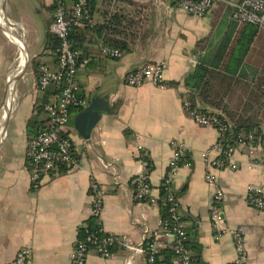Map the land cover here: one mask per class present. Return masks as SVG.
<instances>
[{
	"label": "crops",
	"instance_id": "obj_1",
	"mask_svg": "<svg viewBox=\"0 0 264 264\" xmlns=\"http://www.w3.org/2000/svg\"><path fill=\"white\" fill-rule=\"evenodd\" d=\"M49 1L45 0V5L52 7ZM228 1L237 0H221L201 17L174 11L171 3L159 0H95L92 22L96 26L115 14L135 19L134 32L124 36L130 40L131 50L112 58L98 52L100 43L91 40L87 45L96 52L90 54L98 58L80 67L76 79L87 106L95 103L105 111L100 112L89 140L75 125L77 115L87 106L71 113V135L81 155L79 167L47 177L39 188H33L26 149L27 121L34 105L28 115L22 112L18 116L22 126L14 142L7 138L10 120L7 130L4 127L0 136V264H9L24 246L33 250L29 264H72L71 251L91 218L93 183L104 192L100 220L105 231L143 246L153 238L157 252L171 249L174 238L162 230L160 203L135 199L132 181L146 171L153 194L159 198L173 142H183L187 147L174 191L186 228H195L202 261L235 264L237 251L232 231H239L249 253V264H264V209L247 202L249 186L264 189V151L257 148L250 154L247 148L238 146L234 154L238 168L217 170L225 194L221 204L223 221L215 227L211 218L213 188L205 178L207 160L203 152L213 149L211 157L219 155V132L199 125L184 107V101L189 100L184 78L201 61L209 62L213 49L221 48L224 42L229 50L238 38L253 36L245 59V75L255 83L264 82V29L254 31L232 22L234 8ZM44 18L45 39L46 15ZM86 34L90 39L97 37L93 31ZM44 39L40 62L54 67L50 56L40 55ZM2 40L0 34V76L8 67L7 47ZM36 51L34 48V54ZM157 61L166 64V87L150 82L138 87L125 84L124 78L133 67ZM215 84L220 88L219 83ZM199 106L217 110L206 107L203 101ZM112 251L108 257L91 252L87 264H126L130 252L125 247L119 245ZM147 258V251L134 253L132 264H145ZM171 264L179 263L173 257Z\"/></svg>",
	"mask_w": 264,
	"mask_h": 264
},
{
	"label": "built area",
	"instance_id": "obj_2",
	"mask_svg": "<svg viewBox=\"0 0 264 264\" xmlns=\"http://www.w3.org/2000/svg\"><path fill=\"white\" fill-rule=\"evenodd\" d=\"M163 3H171L174 11H183L193 16H205L221 0H159ZM90 0H50L49 4L54 9V19L51 23V31L60 39L58 48V62L55 69L46 64L40 65V76L38 87L45 89L52 83L60 85V91L53 100L46 104L45 111L48 114L46 127L41 130L28 144L26 157L28 159V169L30 183L33 188H39L47 177L63 171H71L81 164L79 149L71 135V113L74 109L87 106V99L81 94V88L77 82L76 75L80 67L87 65L98 57L96 55L82 56L80 50L73 47L71 34L78 27L82 19L88 16ZM233 6V17L240 22H246L264 29V0H237L228 1ZM101 55L120 58L123 53L118 48L104 46ZM166 64L163 61L148 62L140 66L133 67L126 74L124 82L128 86L138 87L150 82L158 87H166L164 73ZM184 107L190 116L202 126H211L218 130L219 135L227 128L222 123V112L216 114H204L197 109L190 107L189 100L184 101ZM255 133L247 135L240 134L238 138L239 146H244L250 152H255L257 148L264 151V138L257 144L254 143ZM173 154L169 160L166 173L162 182L163 189L167 192L168 211L172 222L162 220V230L171 234L174 238L172 248L176 253V260L179 264H196L193 250L187 246L188 233L185 221L180 210V203L174 191L175 178L181 167L186 153V144L183 142H173ZM237 147L222 150L217 157H211L213 149L203 152V157L207 160L205 178L207 183L213 188L212 213L213 225L218 227L223 221L221 204L224 199V190L219 184L217 170L238 168V163L234 159ZM134 198L140 202L159 203V198L153 194L146 171L138 174L133 179ZM93 193V203L90 209V216L100 220L104 209V192L97 183L91 185ZM247 202L257 209H264V189L261 186L251 185L247 191ZM147 230L145 235L148 234ZM158 233L155 231L154 234ZM236 245L235 264H249V253L246 248L243 234L239 231H232ZM151 237V236H149ZM153 237V236H152ZM123 246L130 255L126 264H132L134 253L148 251L149 255L145 264H155V254L157 250L154 246L153 238L146 240L143 244H132L127 242L120 235L110 233L100 226L98 231H93L89 223L83 227V235L77 240L71 251L72 264H87L88 255L95 252L98 255L108 257L112 255V250L116 246ZM146 245L148 247H146ZM33 255L30 246L22 247L16 257L9 264H29Z\"/></svg>",
	"mask_w": 264,
	"mask_h": 264
},
{
	"label": "trees",
	"instance_id": "obj_3",
	"mask_svg": "<svg viewBox=\"0 0 264 264\" xmlns=\"http://www.w3.org/2000/svg\"><path fill=\"white\" fill-rule=\"evenodd\" d=\"M95 3V0H90L88 16L83 18L81 24L73 30L71 34L73 47L80 50L83 57L90 55V53L96 54V52L90 51L87 46L91 40H93V43L94 41L100 43V46L97 48L100 53L104 46L118 48L123 55L129 52L131 50L130 40L126 37L134 32L136 26L135 19H126L121 15L115 14L112 16V19L108 20L105 24L96 26L92 22ZM38 4L39 13L48 12V15L46 13L47 27L45 31L44 48L40 55L50 56L55 66H50L48 62H38L36 64L34 72L37 79V87L40 76V65L46 64L52 69L55 68L58 62V48L60 45L59 37L50 29L54 19L53 7H47L45 5V0H38ZM232 22L245 25L246 27L248 26L250 30L257 31L258 29L257 26L246 22H240L234 17ZM87 31L95 32L97 37L95 39L88 38L86 34ZM122 33L125 35H121ZM252 39L253 36L250 39L238 38L235 47H231L229 50H227L225 42L221 48L216 46L213 49V58L209 62L206 60L201 61V63L196 66L195 70L184 78V84L188 90V99L192 109H197L198 112L209 115L216 114L219 111L222 112V123L227 128L218 138V144L222 146V150L239 146L238 138L240 134L247 135L254 132L256 137L254 140L255 144L260 142V139L264 138V125L262 124V117H264V82L255 83L254 79L245 75V59ZM214 80H217L215 83H219L220 88H216L217 86L213 82ZM37 89L38 96L35 99L33 111L27 121V147L30 141L46 127L48 114L45 111V106L53 100L54 95L59 93L61 88L58 83H52L45 89ZM202 101L205 103L206 107L209 105L217 108V110H209L208 108L200 107L199 104ZM79 109L81 110L82 108ZM26 161L28 166L27 157ZM133 187H135V185H133ZM166 198L167 192L161 185L160 197L158 200L161 205L162 220L171 223L172 219L168 211L169 204ZM183 219H185L184 216ZM88 223L93 231H98L100 226H102L101 220H98V218L94 216L89 219ZM186 230L188 233L186 243L187 246L193 250L195 263L205 264L200 255L202 247L197 240L195 228L189 227L186 228ZM146 247L148 246L146 245ZM160 256H163V258L160 259ZM175 256L176 253L173 248L156 252L155 264H171Z\"/></svg>",
	"mask_w": 264,
	"mask_h": 264
},
{
	"label": "rangeland",
	"instance_id": "obj_4",
	"mask_svg": "<svg viewBox=\"0 0 264 264\" xmlns=\"http://www.w3.org/2000/svg\"><path fill=\"white\" fill-rule=\"evenodd\" d=\"M38 0H7L5 5L6 16L10 18V23L16 22L23 26L25 43L29 51V57L27 59V52L24 55L23 66L24 69L28 64V68L25 74L20 79L25 80L22 85H18L19 95L12 100L13 107L10 112V124L8 127L7 138L9 141H15L17 134L19 133L22 122L18 116L23 112V115H28L34 105V101L38 96L37 79L35 76V66L38 62L42 61L39 53L42 50L44 39V23L46 14H41L38 11ZM48 15V12H46ZM12 28V26H10ZM0 34L2 41L6 44V61L8 67L4 73L0 76V110L4 103V97L8 87L12 84L14 77V69L12 62L15 58V48L9 42L8 30L5 24L0 20ZM6 35V36H5ZM23 38V40H24ZM34 48H36V54H34ZM35 58L34 65L33 59ZM23 69V70H24ZM19 81V83H20ZM18 99V100H17ZM17 100V101H16ZM10 108V107H9ZM3 132V131H2ZM220 136V135H219ZM244 147V146H242ZM246 149V147H244ZM253 154L254 152L248 151ZM235 159V158H234Z\"/></svg>",
	"mask_w": 264,
	"mask_h": 264
},
{
	"label": "bare ground",
	"instance_id": "obj_5",
	"mask_svg": "<svg viewBox=\"0 0 264 264\" xmlns=\"http://www.w3.org/2000/svg\"><path fill=\"white\" fill-rule=\"evenodd\" d=\"M6 3H7V0H0V20L7 27L9 42L15 48V58L12 62V66L14 69L13 81L6 91V94L4 97L5 101L0 110V136L2 134L4 127L7 130V126L9 123V120H7V117H8L10 108L12 106L11 104L12 100L19 95V88H18L19 81L23 77V75L25 74V71L28 68V64L25 67V69L23 66V59H24V55L26 52H27V59L29 57L28 55L29 52L27 51L25 40H23L24 38L23 26L16 22H12L13 25H11L10 18L6 16V12H5ZM10 26H12V28H10Z\"/></svg>",
	"mask_w": 264,
	"mask_h": 264
},
{
	"label": "water",
	"instance_id": "obj_6",
	"mask_svg": "<svg viewBox=\"0 0 264 264\" xmlns=\"http://www.w3.org/2000/svg\"><path fill=\"white\" fill-rule=\"evenodd\" d=\"M24 81V79L21 80L19 85H22ZM102 111H105V109L99 108L95 103H91L77 115L75 125L84 139L89 140L91 138L92 131L97 125L100 112Z\"/></svg>",
	"mask_w": 264,
	"mask_h": 264
}]
</instances>
